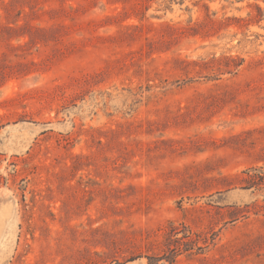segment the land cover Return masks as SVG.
I'll return each instance as SVG.
<instances>
[{
    "label": "rangeland",
    "instance_id": "rangeland-1",
    "mask_svg": "<svg viewBox=\"0 0 264 264\" xmlns=\"http://www.w3.org/2000/svg\"><path fill=\"white\" fill-rule=\"evenodd\" d=\"M0 264H264V0H0Z\"/></svg>",
    "mask_w": 264,
    "mask_h": 264
},
{
    "label": "trees",
    "instance_id": "trees-1",
    "mask_svg": "<svg viewBox=\"0 0 264 264\" xmlns=\"http://www.w3.org/2000/svg\"><path fill=\"white\" fill-rule=\"evenodd\" d=\"M191 234H192L191 231L188 230V235H186L185 237L189 238L191 236Z\"/></svg>",
    "mask_w": 264,
    "mask_h": 264
}]
</instances>
